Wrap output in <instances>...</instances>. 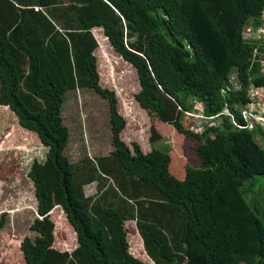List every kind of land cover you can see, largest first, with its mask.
Masks as SVG:
<instances>
[{
	"label": "trees",
	"instance_id": "trees-1",
	"mask_svg": "<svg viewBox=\"0 0 264 264\" xmlns=\"http://www.w3.org/2000/svg\"><path fill=\"white\" fill-rule=\"evenodd\" d=\"M263 6L264 0H0V106L47 150L28 172L37 217L29 225L35 236L20 241L23 264H149L130 251L127 222H135L150 264H264V205L248 198L264 187V148L254 130L226 117L195 134L186 114L202 102L207 115L227 104L238 116L248 80L264 84L252 64L254 43L241 36L247 21H261ZM96 27L134 68L135 101L154 120L148 154L122 138L127 121L117 94L100 84ZM234 73L240 88L221 93ZM87 88L108 101L113 152L96 167L88 160V176L79 180L65 155L61 106L66 92ZM168 129L194 141L195 163L171 147H154ZM94 174L98 196L85 197L82 187ZM56 218L75 233L71 252L54 248ZM5 224L2 214L0 232Z\"/></svg>",
	"mask_w": 264,
	"mask_h": 264
},
{
	"label": "rangeland",
	"instance_id": "rangeland-1",
	"mask_svg": "<svg viewBox=\"0 0 264 264\" xmlns=\"http://www.w3.org/2000/svg\"><path fill=\"white\" fill-rule=\"evenodd\" d=\"M263 10L264 6L261 13ZM93 33L99 41L95 55L98 57L102 86L117 93L119 112L127 121L122 138L131 148L132 143H137L141 151L148 154L152 148L149 143L150 125L154 120L135 101L134 96L140 88L134 68L113 48L112 52L104 28H93ZM61 118L68 130L66 158L72 164L77 179L82 180L88 176V160L91 167H96V159L108 157L113 152L108 101L88 88L68 91L63 95ZM166 133L168 135L156 142L154 147L161 151L171 147L185 160L187 158L195 163L194 141L178 135L172 129ZM46 154L47 150L37 135L21 128L14 113L0 106V215H6V224L0 232V264H23L20 260V241L25 235L31 238L35 236L29 225L37 217V202L28 172L33 161L43 162ZM94 176V182L82 187L85 197L98 196L100 177ZM258 183H264V177H259ZM256 188H252L248 198L264 205V187ZM53 221L54 248L71 252L77 245L75 233L62 219ZM126 229L132 254L150 264V260L141 252L135 222H127Z\"/></svg>",
	"mask_w": 264,
	"mask_h": 264
},
{
	"label": "built area",
	"instance_id": "built-area-1",
	"mask_svg": "<svg viewBox=\"0 0 264 264\" xmlns=\"http://www.w3.org/2000/svg\"><path fill=\"white\" fill-rule=\"evenodd\" d=\"M261 21L258 25L247 24L243 27L241 36L244 40L254 43L252 50V61L260 65V77L264 82V10L260 15ZM230 91L229 87L222 89V93ZM247 100L245 105L238 110L240 117L243 120V124L236 121L235 113L224 110L222 113L216 116H205L203 114V108L199 107V102H195L193 111L186 112L191 119L190 129L194 133L202 134L207 126H214L215 121L222 119L224 116H229L233 124L240 129L249 127L250 125H260L264 128V84L263 85H251L249 88ZM264 146V143H263Z\"/></svg>",
	"mask_w": 264,
	"mask_h": 264
},
{
	"label": "crops",
	"instance_id": "crops-1",
	"mask_svg": "<svg viewBox=\"0 0 264 264\" xmlns=\"http://www.w3.org/2000/svg\"><path fill=\"white\" fill-rule=\"evenodd\" d=\"M261 15V14H260ZM260 20H261V17H260ZM247 24H252V25H258V24H260V22L259 23H257V24H255V23H253L252 21H250V22H247L246 23V25ZM98 39V38H97ZM99 42V41H98ZM111 45V44H110ZM112 46V45H111ZM113 46L111 47V50H112V52H113ZM114 52L116 53V50L114 49ZM107 53L109 54V55H112L110 52H109V50H107ZM94 55H95V52H94ZM119 55V54H118ZM120 56V55H119ZM95 57H97V55H95ZM121 57V56H120ZM122 58V57H121ZM123 59V58H122ZM96 60H98V57H97V59ZM96 64H98V72H99V63L98 62H96ZM252 64L253 65H257L258 66V68H259V71H261V68H260V65L258 64V63H256V62H253L252 61ZM99 75H100V72H99ZM100 84L102 85V83H101V75H100ZM251 85L253 86V85H255V83L252 81V80H248V84H247V86H246V88H245V92L248 94V91H249V88L251 87ZM229 86H232V89H234V90H238L239 88H240V84H239V78L237 77V75L234 73V74H232V75H230V77H229V79H228V86L227 87H229ZM108 89V88H107ZM224 89H226V88H224ZM221 91H222V89H221ZM222 93V92H221ZM117 94V93H116ZM247 96V95H246ZM245 104H243L241 107H238V110H240L243 106H244ZM202 107L203 108V114L205 115V116H216V115H218V114H220V113H222L224 110H229V112H231V113H235V112H233L229 107H228V105L227 104H224V106H223V108H222V110L220 111V112H218V113H216V114H213V115H207V114H205V109H204V104L202 103V102H199V107ZM194 110V109H193ZM192 110V111H193ZM229 118V120H231V118L229 117V116H224V117H222V118ZM235 118H236V121L238 122V123H240V124H243V120H242V118L240 117V115H238V116H236L235 115ZM222 121V120H221ZM220 120H218V121H215V124H214V126L213 127H215V128H217L220 124H222V122H221ZM191 123V122H190ZM190 123L188 124V129L190 130V131H192L191 129H190ZM231 123H232V125L233 126H235L234 124H233V122H232V120H231ZM236 127V126H235ZM237 128V127H236ZM238 129H240V128H238ZM241 130H246V131H249V132H253V130H254V132H255V140L258 142V144L260 145V147L261 148H264V146H263V143H264V128L263 127H261L260 125H255V126H253V125H250L249 127H247V128H244V129H241ZM193 132V131H192ZM195 134H200V133H195ZM203 134V133H202ZM201 135V134H200Z\"/></svg>",
	"mask_w": 264,
	"mask_h": 264
}]
</instances>
